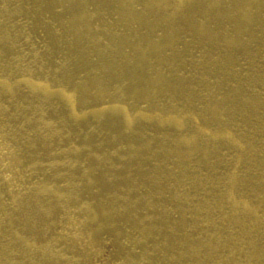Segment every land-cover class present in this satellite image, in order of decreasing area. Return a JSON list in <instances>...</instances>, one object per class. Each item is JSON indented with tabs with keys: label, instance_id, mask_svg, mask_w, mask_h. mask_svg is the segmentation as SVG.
I'll return each mask as SVG.
<instances>
[{
	"label": "bare ground",
	"instance_id": "1",
	"mask_svg": "<svg viewBox=\"0 0 264 264\" xmlns=\"http://www.w3.org/2000/svg\"><path fill=\"white\" fill-rule=\"evenodd\" d=\"M0 264H264V0H0Z\"/></svg>",
	"mask_w": 264,
	"mask_h": 264
}]
</instances>
